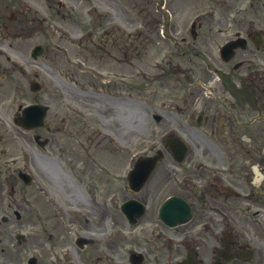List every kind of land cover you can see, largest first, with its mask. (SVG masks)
<instances>
[{
  "label": "flooded vegetation",
  "instance_id": "obj_1",
  "mask_svg": "<svg viewBox=\"0 0 264 264\" xmlns=\"http://www.w3.org/2000/svg\"><path fill=\"white\" fill-rule=\"evenodd\" d=\"M218 3L232 10L230 21L220 28L226 36L222 42L237 36L246 43L227 61L223 58L228 53L222 59L214 52L210 59L202 54L208 66H215L219 80L204 78L203 83L212 85L213 92L194 88L187 94L199 90L206 100L196 102V97L190 105L186 100L179 112L192 118L193 124L187 127L183 119L181 125H173L185 139L176 134L186 143V152L181 160L170 154L164 157L141 189L139 200L145 209L139 228L147 253L153 254L144 264H264V0ZM213 15L211 11L206 19L212 20ZM181 41L188 43L184 37ZM37 81L39 90L32 92L30 80H0V163L4 157H12L14 164L0 167V213L11 215L10 221L0 222V244L8 242L12 250L26 244L28 254L9 255L13 264H26L29 259L33 264H102L103 256L114 263L103 252L90 257L100 249L97 243L85 250L74 247V253L52 254L49 248L48 253L34 252L32 245L38 235L51 238L44 222L49 207L51 218L64 219L72 235L76 229L90 230L86 225L93 227L91 214H83L80 186L91 197L94 193L104 197L101 212L110 214L113 223L114 196L126 192L115 189L114 178L105 185L96 178L103 171L99 145L107 148L104 141L95 139L98 132L92 125H83L89 116L84 118L82 109H67L57 101L59 96L52 98L45 82ZM32 103L46 109L40 123L26 129L17 122L22 108ZM89 130L91 133L85 132ZM126 162L129 170V154ZM21 171L28 175L26 185L19 177ZM6 185L10 186L8 201L2 194ZM169 197L181 199L188 212L176 200L163 208ZM97 208L98 204L92 207L94 215H98ZM75 214L84 215V220H77ZM34 225L45 229L47 236L36 233ZM9 227H26V236L13 244ZM67 243L59 244L60 248L66 249ZM105 247L113 246L107 242ZM248 250L251 255L247 258ZM55 255L62 258L52 259Z\"/></svg>",
  "mask_w": 264,
  "mask_h": 264
},
{
  "label": "rangeland",
  "instance_id": "obj_2",
  "mask_svg": "<svg viewBox=\"0 0 264 264\" xmlns=\"http://www.w3.org/2000/svg\"><path fill=\"white\" fill-rule=\"evenodd\" d=\"M31 1L32 6L37 11L32 9L31 12L24 14L27 17L33 15L34 18L40 19L44 18L42 16H46L45 21L42 22V25L39 24L37 19L29 23L26 21V16H18L17 27L24 32L17 30L11 33L4 30L3 33L8 36L4 41L0 40L2 54L15 58L26 67L25 70L34 75L32 77H38V80H45L50 88H56L57 86L54 83L57 82L61 86V89L57 87L58 90L65 94V97L60 96L59 100L63 101L66 97H70L78 101L82 105L81 109L84 114H87L86 117L89 116L83 125L90 124L93 129L97 126L104 132L109 131L108 128L118 132L125 144L120 143V145L127 146V149L114 147L111 143L104 140L107 150H103L99 145V157H102L100 162H103V171H99L96 178L99 180V184L104 185L107 180L114 178L115 188H122L119 179L122 178L126 169L128 154L132 156L145 150L148 142L151 139H156L160 132L162 133L172 125H181L180 123L182 122L178 114L170 112L173 110V106L177 103L184 106L186 100L190 105L192 99L196 97L198 98L196 102L198 100H206L202 91L195 90L191 95H187L188 92H184L181 89L177 80H182V76L188 75L182 72L189 67L190 71L195 72L192 74V78L195 80H201L206 77H210L212 80L214 77L216 78L215 74L212 75L208 71L206 72L199 55L195 52H188L185 56H181L182 51L186 47H177L173 40L169 38L171 35L176 38L184 37L186 42L193 45L199 52H202L204 56L210 59V57L214 56V49L220 43V34L217 33V28L227 25L225 23L230 21L232 10L222 4L219 5L218 0H166V8L171 14L169 17L163 15L152 0H59L64 4L62 8H59L53 0L50 1L51 6L47 9L44 7V0ZM228 1L241 3V0ZM5 3L6 0H0V14L3 13L6 16V21L3 24H7V17L11 14V5L6 7ZM17 5L20 9L22 8L20 4ZM236 5L239 6L238 4ZM210 9L214 11L213 19H206L201 22V27L196 29L198 36L194 40L189 34L193 14L195 16L196 13H202ZM258 10H263V7H259ZM99 15H103V17ZM244 15L249 16V14L245 13ZM49 22L51 27L47 25ZM167 22L170 23L167 30L165 29L166 35H164L161 27ZM108 23L118 24L127 33L131 32V34H134L135 37L133 38V35H131L129 38L125 31L119 30L117 32L114 30L110 31L101 43L97 42L95 46H90L88 50L78 45V40L83 36L85 30L91 27L97 28L96 25L104 26ZM140 32L142 33L141 36H139ZM9 35H11L12 42H9ZM48 36H50L49 44L47 42ZM105 41L108 42L103 45ZM38 43L47 46V53L36 62H27V53H29L30 48L34 44ZM61 46L64 49H61ZM113 50L116 58H121L120 60L113 59L111 55ZM129 51L130 63H126V54ZM2 57L0 56V58ZM218 60L217 58L216 62ZM177 62L188 67L180 68V72L177 73L175 66ZM5 63L6 65L11 64L7 59H5ZM11 69L13 71V68ZM12 71L8 74V80H25L21 75ZM13 76H16V79L12 78ZM113 76L118 77L120 80L129 78L131 82V100L126 103L125 109L122 108V101L115 99L112 101V110H103L97 105L96 101L105 103L107 98H98L99 96L81 91L70 81L82 80L92 84L96 80H113ZM24 77L28 80L31 79L28 76ZM118 85L116 83V87ZM83 86L87 88L85 84ZM140 93L145 95V97ZM199 105L201 106V103ZM162 106L164 107L162 108ZM121 111L123 113L119 114ZM95 114H100V116L97 117ZM154 115H159L161 119L159 121L155 120ZM166 115H169L170 119ZM181 116L184 117V114ZM125 124L129 133L121 130V128H125ZM85 132L91 133L90 130ZM95 139H98V136ZM123 152L124 155H122ZM155 178L156 173L152 176L150 182ZM64 190L68 191V188L65 187ZM80 192L83 194L80 196L82 209L87 212L84 214H91L89 216L93 217L91 218L94 224L93 227L86 225V228L103 229L110 227L116 230L115 241H118L113 249L115 263L107 261L103 256L102 264H127L125 263L126 256L122 253L120 245H126V242L130 241L137 248H140L136 237L124 235L125 233L122 229L124 226L120 214L115 212L114 223L112 219H108V216H111L110 214H102L103 203L100 193L97 196L94 193V196L91 197L90 194L84 192L81 186ZM95 204H98L96 212L98 215H94L95 211L93 212L92 210ZM88 205H91V207H88ZM41 207L44 210L45 206L43 204H41ZM43 210H40V215L43 214ZM51 212L52 208L49 207L45 211L46 220L43 219L44 222L46 221L45 227L51 233V238L50 240L48 238L41 239L40 235H38L39 241L34 240V245H32L35 247V253H48L49 248V251L52 249V254H55L54 252L61 251L59 244L71 242L74 238L71 230H69L70 227L63 222L64 219L55 216L51 218ZM75 215L78 216L77 220H84V215ZM66 220L69 222L68 217ZM60 222L64 224L63 227H61L62 224ZM111 224H114L113 227ZM38 228L42 230L39 225H34L36 233ZM15 230L18 229L8 228L10 239L11 232L13 233ZM43 232L42 230L41 233ZM118 242L120 243L117 244ZM0 248H2V250L0 249V264H13L14 261L11 259L10 256L12 255L10 254L19 252H23L25 255L28 254L26 244H21L17 250H12L9 243L6 242L1 243ZM1 251L8 255L2 254ZM85 252H91V250H86ZM100 254L102 253L98 249L90 257ZM57 257L62 258L60 255H55L52 259L57 260Z\"/></svg>",
  "mask_w": 264,
  "mask_h": 264
},
{
  "label": "bare ground",
  "instance_id": "obj_3",
  "mask_svg": "<svg viewBox=\"0 0 264 264\" xmlns=\"http://www.w3.org/2000/svg\"><path fill=\"white\" fill-rule=\"evenodd\" d=\"M96 103H97V105L99 106V107H101L103 110H105V111H107V110H111L112 108H113V105L112 104H110V103H107V102H101V101H96ZM129 107V106H128ZM122 108H126V107H123L122 106ZM128 109V108H127ZM123 112L121 111V112H119V114H122ZM60 177H62L63 178V174H61L60 173Z\"/></svg>",
  "mask_w": 264,
  "mask_h": 264
}]
</instances>
